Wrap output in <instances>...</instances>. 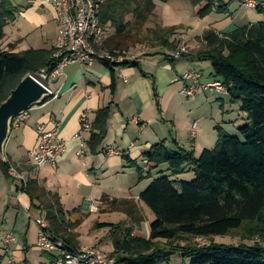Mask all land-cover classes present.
Segmentation results:
<instances>
[{
    "label": "trees",
    "instance_id": "trees-1",
    "mask_svg": "<svg viewBox=\"0 0 264 264\" xmlns=\"http://www.w3.org/2000/svg\"><path fill=\"white\" fill-rule=\"evenodd\" d=\"M155 1L166 3L168 0H104L101 24L115 30L113 38L124 36L130 28L126 18L132 16L145 23L156 8ZM190 1L200 19L213 13L225 14L229 8L226 0ZM256 11L264 14V10ZM14 21L12 0H0V43L4 28ZM173 31L167 32L173 35ZM113 38L105 42L110 51L117 49L111 46ZM200 40L202 49L184 54L183 59L210 62L212 75L226 87L230 102L240 104L241 112L247 117L245 124L239 127L237 135L216 128L215 147L202 150L198 156L178 148L176 142L172 143L175 148L170 149L166 141L144 153L142 160L148 161V171H143L142 163L137 167L138 182L152 179L154 172L159 175L139 196V202L155 217L149 226V238L134 236L135 228L145 222L134 200L103 198L109 209L106 212L124 213L129 221L94 225L96 229L108 230L113 247L110 255L115 264H166L176 254L190 260V264H264V246L260 244L232 246L211 240L240 230L243 240L264 239V21L239 28L227 36L207 31ZM162 45L175 48L168 38L163 39ZM13 50L12 45L8 50L0 49V105L24 77L43 70L50 73L56 66L54 48L21 53ZM167 58L174 66L177 59ZM102 64L111 73L110 89L114 96L118 66ZM123 66L135 67L142 77L151 79L155 105L160 111L155 77L144 73L139 63ZM52 98L48 97L42 104ZM111 108L112 103L95 114L87 143L92 155L100 152L106 139ZM122 159L127 166H135L128 156L123 155ZM0 167L6 179H11V168L21 174L9 159H0ZM188 174L193 175L190 181L180 179ZM18 190L28 196L31 209L47 220L44 231L52 239L63 242L72 251L80 249L76 229L81 222L68 220L59 196L47 192L33 179L21 183ZM197 239L210 243L200 245ZM43 254L51 261L50 254ZM0 259L4 258L0 256Z\"/></svg>",
    "mask_w": 264,
    "mask_h": 264
},
{
    "label": "crops",
    "instance_id": "crops-1",
    "mask_svg": "<svg viewBox=\"0 0 264 264\" xmlns=\"http://www.w3.org/2000/svg\"><path fill=\"white\" fill-rule=\"evenodd\" d=\"M243 2L244 0H226L229 4L227 13H213L200 19L190 0H168L166 3L155 1L156 8L152 15L154 29L158 27L174 30L169 42H181L182 45L186 42L195 44L207 31L227 36L239 28L264 21V14L257 16L256 22L249 21L250 11L243 6ZM15 3V21L4 28L0 49L8 50L10 45L13 46L14 53L53 49L57 37L53 10L41 5L39 0H16ZM167 55L168 52L158 51L146 55L139 62L143 72L156 79L160 111L155 105L151 79L142 77L137 68H115L116 93L112 96L111 73L102 63H95L90 68L73 64L65 68L63 76L55 79L52 86L49 85L57 98L35 106L30 110V118L26 122L12 128L5 146L6 159L21 170V175L26 180H37L47 192L59 196L68 220L81 222L76 229L80 236V248L93 246L100 241L102 233L108 234L107 229H96V223L115 224L104 221L102 216L121 214L123 218L120 221L128 219L121 212L101 213L100 210L107 207L103 201L105 197L110 201L134 200L141 212L148 217V222L153 221L144 205L139 202V196L157 176L153 175L152 180L140 183L137 171L144 153L153 145L166 141L167 146L174 149L172 143L176 142L178 148L193 151L197 155L204 149L215 147L216 128H221L229 135H237L239 127L245 124L247 117L241 112L240 104L226 109L224 98H215L216 103L221 102L218 106L220 110H215L209 121L204 122L198 116V111L194 114L192 110L193 120L190 123L188 117L185 124L183 105L180 103L184 87L181 76L187 71H196L204 61L191 60L196 63L194 66L183 62V59H177L172 66ZM215 80L217 81L216 78ZM111 103L108 133L100 152L92 155L87 147L86 153L79 156L80 140L75 139V135L79 130L80 116L88 111L93 124L96 112ZM136 120L138 124L135 123ZM203 122L206 124H202ZM55 123L59 124V138L66 144L67 151L55 164L37 169L29 164L31 153L39 144L37 128L43 125L50 131ZM193 124L196 125L194 140L191 137ZM89 138L90 133L83 135L86 145ZM107 150H116L121 155L107 156L104 154ZM123 155L128 156L135 166H127L122 159ZM18 187L19 184L12 177L5 178L0 167V218H12L15 215V226L22 212H36L31 209L28 196L20 192ZM86 220H92L93 225L82 241L81 227ZM148 222H144L141 229L134 232V236L148 239ZM29 226V223L26 224L25 233H28ZM102 244H99L100 248ZM29 247L28 242L26 245L19 243L14 246V258L23 250L30 253ZM112 250L106 253L110 254ZM23 260L27 262L26 258Z\"/></svg>",
    "mask_w": 264,
    "mask_h": 264
},
{
    "label": "built area",
    "instance_id": "built-area-1",
    "mask_svg": "<svg viewBox=\"0 0 264 264\" xmlns=\"http://www.w3.org/2000/svg\"><path fill=\"white\" fill-rule=\"evenodd\" d=\"M41 5L50 7L55 14L57 26V37L53 48L55 49V68L50 72L41 71L38 80L49 88L51 79L60 78L66 67L73 64H80L90 68L95 63L108 62L115 66H123L127 63H139L140 57L133 56L130 51H110L105 47L107 41V28L101 24V12L104 0H39ZM243 6L249 10H264V0H244ZM184 50V49H183ZM180 58V53L175 55ZM201 74L197 71H187L181 76L184 87L182 94L186 98H193L200 93L226 94V87L220 82L201 84ZM30 110L15 117L12 121V128L18 127L30 118ZM88 111L83 112L79 119V130L75 139L80 140L78 155L86 153L87 145L83 142V135L91 132L92 122ZM138 124V120L135 121ZM47 131L45 126L37 128L39 136L38 148L31 153L29 164L41 169L48 164H55L67 151L66 144L59 138V124ZM195 124L193 125L192 140L195 138ZM107 156L121 155L116 150L104 152ZM144 172L148 171V161H141ZM10 176L20 185L25 184L26 179L11 168ZM39 226L37 247L51 255L50 264H115L110 254H106L98 245L85 246L77 251L70 250L61 241L54 240L44 229L48 222L43 216L35 218ZM17 240L12 234L0 236V256L7 259V264H18L10 246Z\"/></svg>",
    "mask_w": 264,
    "mask_h": 264
},
{
    "label": "rangeland",
    "instance_id": "rangeland-1",
    "mask_svg": "<svg viewBox=\"0 0 264 264\" xmlns=\"http://www.w3.org/2000/svg\"><path fill=\"white\" fill-rule=\"evenodd\" d=\"M15 1L16 0H12V4L16 5ZM249 11L250 12L248 14V20L251 22H256L257 21L256 19H258L257 16L263 15V14H259L257 11H252V10H249ZM152 15H153V13H151L149 15V17L145 23L138 21L135 17L128 16L126 18V20L130 22V28H129L128 32L124 36H121V37L113 38L115 30L112 27L108 26V30H107L108 39L113 38L112 39L113 41L112 40L110 41L111 46L117 47V49H114V50L126 51V52L130 51V53L133 56L140 57V59L142 60L143 57H145L146 55L154 54L158 51L168 52L167 56L169 58L171 57L173 59H177V58H175V55L177 53H180V58H178V59H183L182 56L184 54L196 53L197 51L202 49L203 43L201 42L200 38L197 40L198 42H196L195 44L186 42V43L181 45V42H173L175 44L174 49H167L166 47H164L162 45L163 39H165V38L169 39L172 36V34L169 35V32H167L168 31L167 29L164 30V29H161L158 27H156L154 29V23L152 21L153 20ZM185 60H188V59H183V62H189L190 64H194V66H196L195 62H192L191 60L190 61H185ZM199 69H197L196 71L200 72V74H201V78H202L200 80L201 84H205L208 81H210L211 83L218 81V80L216 81L215 78H213L211 76L213 73V70L211 68L210 62L204 61L203 65H201V67ZM55 79H57V78H55ZM55 79H51L48 84L52 86L51 83L53 81H55ZM213 94L200 93V94L196 95L194 98H190V99H187L184 96L180 97L181 98L180 103H181V105H183V112L182 113L184 115V123L185 124H187L188 117L190 120L189 122L190 123L192 122V120H193L192 117L196 113V111H198L197 112L198 116L204 122L209 121L211 119V117H213L214 111L220 110V108L218 106L221 104V102L218 101V103H216L217 99H215V98H218V100H220V98H224L225 103H226V109H229L230 106H234V104H232L229 101V97H227L226 94H224V95H218L217 93H213ZM229 103L232 105H230ZM192 110L194 111V114L191 112ZM211 110H213V111H211ZM218 112H220V111H218ZM204 122L202 124H206ZM228 128H230V127H228ZM229 133L232 134L234 132H229ZM215 143H216V141L214 142L213 145H215ZM153 175L155 177L157 176V178L159 177L157 172H154ZM192 178H193L192 174H188V175H184V176L180 177V179L183 181H190ZM152 179H150V180H152ZM150 180L144 179L143 181H150ZM143 181H141L140 183H142ZM104 204H106L105 201H104ZM137 207H138V205H137ZM138 209H140V208L138 207ZM106 211H109L108 207L100 210V212H106ZM146 212H148L150 218H152L154 221L155 217L152 215V213L149 211V209L146 208ZM106 213H111V212H106ZM112 213H116V212H112ZM141 214L145 218V222H148V220H147L148 217L145 216L143 212H141ZM38 217H39V214L36 212H31L30 214H28L27 212H22V214L20 215V217L16 223V226H15V219H14L15 215L12 218H10V217L9 218H2V217L0 218V236L11 233L17 240L16 243H14L12 246H10L11 250L13 249L14 246H17L19 243L26 245L28 242V245L30 246L29 247L31 249L30 253H25V251L22 248L23 251L20 252V255L16 256L17 258L15 259V261L18 264H49V257L45 256L41 252V250L37 247V241H38L37 233H39L38 232L39 226L36 224L34 219L38 218ZM121 217L123 218V216L121 214H109V215L102 216V219L104 221H107V222H113L115 224H118L120 222H125V221H120ZM128 221L129 220L127 219L126 222H128ZM92 222H93L92 220H86L85 223H83L84 225L81 227V233L83 236L82 241H84L86 234L91 229V227L93 225ZM28 223L30 224L29 229L27 231L28 233H25L26 224H28ZM149 223H150V221L148 222V224ZM140 229H141V227L140 228L136 227L134 232L136 230H140ZM242 234H243V232L240 230V231L232 232L230 235L225 236V237L211 238V240H214V242H216V243L227 244V245H232V246H240L241 244L253 246L255 243L264 246V239L255 238L254 240H243ZM100 237H102V238L100 239V241L98 243H95V245L99 246V244L103 243L101 245V250L103 252L105 251V253L112 250V245H111L112 241H111V239H109L110 238L109 235L102 233L100 235ZM196 242L200 245L210 243V241L206 240V239H197ZM0 253H1V250H0ZM106 254H108V253H106ZM25 258L27 259L26 263H25V260H23ZM190 262H191L190 260L183 259L179 254H176V255H173L170 258L169 263H166V264H190ZM1 263L7 264V259L4 258Z\"/></svg>",
    "mask_w": 264,
    "mask_h": 264
},
{
    "label": "water",
    "instance_id": "water-1",
    "mask_svg": "<svg viewBox=\"0 0 264 264\" xmlns=\"http://www.w3.org/2000/svg\"><path fill=\"white\" fill-rule=\"evenodd\" d=\"M52 94L41 84L37 75H28L0 105V158L5 161V146L12 131V121L20 114L42 104Z\"/></svg>",
    "mask_w": 264,
    "mask_h": 264
}]
</instances>
